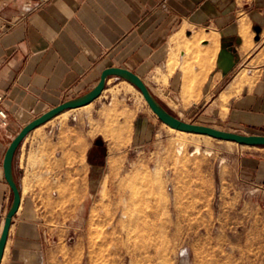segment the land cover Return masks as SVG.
Wrapping results in <instances>:
<instances>
[{"label": "crops", "instance_id": "0c3cea01", "mask_svg": "<svg viewBox=\"0 0 264 264\" xmlns=\"http://www.w3.org/2000/svg\"><path fill=\"white\" fill-rule=\"evenodd\" d=\"M183 34L201 38L190 54ZM109 66L136 72L173 110L204 105L234 126L264 130V0H0V107L9 113L0 124V235L14 195L3 165L9 143L62 98L89 92ZM184 88L199 93L187 102ZM71 127L73 136L51 142L29 133L17 149L21 203L0 264H47L53 211L81 207L74 196L84 205L90 194L86 134Z\"/></svg>", "mask_w": 264, "mask_h": 264}, {"label": "rangeland", "instance_id": "374dc122", "mask_svg": "<svg viewBox=\"0 0 264 264\" xmlns=\"http://www.w3.org/2000/svg\"><path fill=\"white\" fill-rule=\"evenodd\" d=\"M183 35L190 54L201 38ZM179 57L180 49L171 70ZM196 93L184 88L181 98ZM157 99L190 123L264 134L234 126L214 109L204 113V105L172 103L173 110ZM79 124L89 148L90 194L84 205L74 196L81 207L53 211L47 264H264V146L174 129L118 76L88 106L64 111L30 135L51 142L58 133L73 136L69 129Z\"/></svg>", "mask_w": 264, "mask_h": 264}, {"label": "water", "instance_id": "95a60500", "mask_svg": "<svg viewBox=\"0 0 264 264\" xmlns=\"http://www.w3.org/2000/svg\"><path fill=\"white\" fill-rule=\"evenodd\" d=\"M110 76L124 77L134 86H136L143 94L146 102L156 113V115L168 125L174 127L177 130H185L188 132H198L202 134L211 135L218 139L231 140L237 143L246 145H260L264 146V134H244L241 132H235L230 130H221L213 126H207L198 123H190L182 119L181 117L175 116L166 106L159 102L155 97L152 89H149L144 79L136 72L130 69L120 66H109L106 67L100 73V79L95 86L92 87L89 92L78 96L77 98L67 99L63 102L51 107L50 110L36 116L29 123L25 124L22 129L15 135L12 141L9 143L5 158L3 161L5 178L11 186L13 192V200L10 206V211L5 217L4 227L0 235V263L4 255V249L8 241V234L12 225V219L14 215L19 211L21 203V194L17 181L14 178V165L13 161L17 153V149L22 144L27 135L36 129V127L47 123L54 116L64 112L66 109H77L85 104L93 102L95 98L100 96L106 86V82Z\"/></svg>", "mask_w": 264, "mask_h": 264}, {"label": "built area", "instance_id": "2783aa9c", "mask_svg": "<svg viewBox=\"0 0 264 264\" xmlns=\"http://www.w3.org/2000/svg\"><path fill=\"white\" fill-rule=\"evenodd\" d=\"M35 1H36L37 5L41 6V5L46 4V2H48L49 0H35ZM8 119H9L8 110H6L3 107H0V124L7 125L9 123Z\"/></svg>", "mask_w": 264, "mask_h": 264}, {"label": "bare ground", "instance_id": "6f19581e", "mask_svg": "<svg viewBox=\"0 0 264 264\" xmlns=\"http://www.w3.org/2000/svg\"><path fill=\"white\" fill-rule=\"evenodd\" d=\"M144 97V96H143ZM145 99V98H144ZM90 103H88V104H85V105H83V106H81V107H86V106H88ZM67 110H72V109H66V110H64L65 112L67 111ZM62 113H64V112H62ZM62 113H60V114H62ZM50 121V120H49ZM48 121V122H49ZM170 126V125H169ZM172 127V126H171ZM172 128H174V127H172ZM175 129V128H174ZM181 130V129H180ZM183 131H185V130H183ZM198 133V132H197ZM202 134V133H201ZM207 135V134H206ZM209 136V135H208ZM197 150H199V147L197 148Z\"/></svg>", "mask_w": 264, "mask_h": 264}]
</instances>
